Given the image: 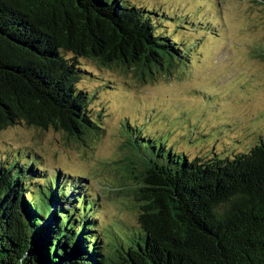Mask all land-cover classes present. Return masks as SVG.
I'll return each mask as SVG.
<instances>
[{"label":"trees","instance_id":"1","mask_svg":"<svg viewBox=\"0 0 264 264\" xmlns=\"http://www.w3.org/2000/svg\"><path fill=\"white\" fill-rule=\"evenodd\" d=\"M186 25L195 31L185 14L140 0H0V131L23 124L90 140L104 118L78 84L102 87L105 72L168 76L192 58L174 33ZM147 130L123 126L132 158L115 189L132 197L130 220L105 222L84 176L51 173L29 149L0 157V261L264 264V130L231 141L182 134L187 150Z\"/></svg>","mask_w":264,"mask_h":264},{"label":"rangeland","instance_id":"2","mask_svg":"<svg viewBox=\"0 0 264 264\" xmlns=\"http://www.w3.org/2000/svg\"><path fill=\"white\" fill-rule=\"evenodd\" d=\"M140 1L178 17L185 14L196 23L192 33L186 31L188 25L174 31L194 50L185 65L166 77L144 81L134 75L137 71L121 76L105 72L111 81L102 87L98 79L81 81L78 86L94 93L92 107L104 118L99 122L103 132L90 140L70 138L52 127L43 130L23 124L0 131V157L11 153L10 160L26 148L51 173L84 176L83 185L98 194L105 222L118 217L130 220L135 214L132 197L115 189L132 158L124 145L126 122L156 130L183 150L187 146L182 134L196 135L205 129L212 131L214 139L231 141L264 130V59L259 56L264 51V7L254 0ZM205 20L213 24L211 30L201 23ZM171 24L165 23L168 30ZM194 123L198 129L190 126ZM220 123L231 125L224 129Z\"/></svg>","mask_w":264,"mask_h":264},{"label":"water","instance_id":"3","mask_svg":"<svg viewBox=\"0 0 264 264\" xmlns=\"http://www.w3.org/2000/svg\"><path fill=\"white\" fill-rule=\"evenodd\" d=\"M28 234H29V237H30V239H29V241H30V243L32 244V242H33V239H34V231H28ZM3 259V261L5 260L4 258H2ZM5 263H2L1 261H0V264L2 263V264H7L6 263V260L4 261Z\"/></svg>","mask_w":264,"mask_h":264}]
</instances>
